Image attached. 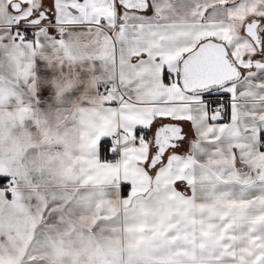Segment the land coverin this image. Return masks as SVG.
I'll list each match as a JSON object with an SVG mask.
<instances>
[{
	"label": "snow or ice",
	"instance_id": "snow-or-ice-1",
	"mask_svg": "<svg viewBox=\"0 0 264 264\" xmlns=\"http://www.w3.org/2000/svg\"><path fill=\"white\" fill-rule=\"evenodd\" d=\"M0 264H264V0H0Z\"/></svg>",
	"mask_w": 264,
	"mask_h": 264
}]
</instances>
